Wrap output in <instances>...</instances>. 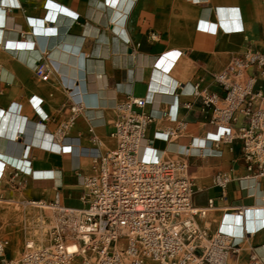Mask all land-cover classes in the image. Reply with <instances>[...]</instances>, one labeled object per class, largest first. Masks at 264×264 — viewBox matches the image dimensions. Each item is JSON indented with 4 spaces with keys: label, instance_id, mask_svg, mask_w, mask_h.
Listing matches in <instances>:
<instances>
[{
    "label": "crops",
    "instance_id": "0c3cea01",
    "mask_svg": "<svg viewBox=\"0 0 264 264\" xmlns=\"http://www.w3.org/2000/svg\"><path fill=\"white\" fill-rule=\"evenodd\" d=\"M247 48L264 52V0H0V202L26 207L59 191L64 205L83 207L96 152L116 145L118 105L144 97L145 112L165 114L150 124L143 155L189 161L194 203L215 206L200 223L236 235V264H264V180L241 185L249 172L239 139L220 156L198 153L211 111L191 95L197 82L221 92L213 75ZM256 88L264 91L261 74ZM177 127V139L156 137ZM218 172L231 177L226 198Z\"/></svg>",
    "mask_w": 264,
    "mask_h": 264
},
{
    "label": "built area",
    "instance_id": "2783aa9c",
    "mask_svg": "<svg viewBox=\"0 0 264 264\" xmlns=\"http://www.w3.org/2000/svg\"><path fill=\"white\" fill-rule=\"evenodd\" d=\"M38 73L42 78L49 74L44 65ZM258 74L264 76V52L247 48L213 75L221 92L197 82L191 95L211 111L205 140L213 152L203 154L220 156L222 143L241 140L249 172L240 179L241 185L249 180L260 189L264 180V91L256 88ZM147 103L144 97L129 95L118 105L120 115L112 133L116 145L104 154L96 152L92 172L83 180V207L64 205L59 191L50 202L24 203L42 209L47 205L51 210L49 242L37 244L29 238L21 255L14 258L7 254L9 238L0 236V264H236L241 248L236 235L223 230L222 223L214 231L200 223L215 206L213 199L206 206L194 203L189 161L147 160L140 155L141 147L152 143L147 139L150 124L165 114L145 112ZM73 110L78 111V103ZM240 117V125L234 127ZM208 126L218 128V135H210ZM180 136V127L156 134L170 141ZM93 141L97 142L95 136ZM193 144L194 140L185 146V155H195ZM230 182L228 173L213 176L223 198ZM233 210L247 216L246 206ZM36 224L43 227L45 220Z\"/></svg>",
    "mask_w": 264,
    "mask_h": 264
},
{
    "label": "rangeland",
    "instance_id": "374dc122",
    "mask_svg": "<svg viewBox=\"0 0 264 264\" xmlns=\"http://www.w3.org/2000/svg\"><path fill=\"white\" fill-rule=\"evenodd\" d=\"M178 160V159H175ZM193 177L194 173L188 172ZM196 187V186H195ZM39 219L45 220V226H37ZM51 223V210L47 205L42 208L23 207L18 203L0 202V236L7 237L10 245L7 250L9 257L21 255L27 239L34 238L37 244L49 242L47 225ZM43 236V240L40 238Z\"/></svg>",
    "mask_w": 264,
    "mask_h": 264
},
{
    "label": "bare ground",
    "instance_id": "6f19581e",
    "mask_svg": "<svg viewBox=\"0 0 264 264\" xmlns=\"http://www.w3.org/2000/svg\"><path fill=\"white\" fill-rule=\"evenodd\" d=\"M72 85H73V83H71ZM74 85H76L75 83H74ZM74 87V86H73ZM78 87V86H77ZM76 88V87H75ZM79 88V87H78ZM81 95H84V93H82ZM86 99V98H85ZM82 100H83V98H82ZM80 104H78V106H79ZM218 133H219V130H218V128H215V127H211V130H210V135H213V136H217L218 135ZM48 136V135H47ZM52 138V137H51ZM149 145H147V144H144L142 147H141V150H140V155L144 158V159H147V160H149V158H146L144 155H143V152L145 151V150H147V149H149ZM197 148V150H198V153H200V154H202V153H211V152H213V150H212V148L210 147V146H208L207 144L206 145H204V146H198V147H196ZM91 151H93L92 149H91ZM41 173L42 172H40V171H38L36 174H40L41 175ZM52 173L53 174H55V172H53L52 171ZM46 174V173H45ZM48 175V174H47ZM48 176H50V175H48ZM260 201H263L264 202V196L262 197V198H260ZM264 205V204H263ZM259 206H262V205H257V206H254V207H252V208H257V207H259ZM250 209V208H249ZM235 215H238V214H235ZM240 216V215H239ZM42 240L44 239L43 238V236H41L40 237Z\"/></svg>",
    "mask_w": 264,
    "mask_h": 264
}]
</instances>
